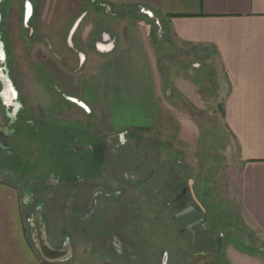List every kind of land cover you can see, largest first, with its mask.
I'll use <instances>...</instances> for the list:
<instances>
[{
    "label": "rangeland",
    "instance_id": "374dc122",
    "mask_svg": "<svg viewBox=\"0 0 264 264\" xmlns=\"http://www.w3.org/2000/svg\"><path fill=\"white\" fill-rule=\"evenodd\" d=\"M26 2L33 10L31 23L24 15ZM125 9L117 11L101 0H0V125L7 124V115H11L9 118L14 119L13 124H19L17 132L22 134L21 142L13 137L11 145L15 153L3 156L1 165L29 174L34 180L44 179L49 174L70 177L73 171L92 175L100 165L95 157L90 160L87 157L93 155L91 151H97L105 140L110 156L123 153L127 159L119 171L103 181L112 189L122 187L123 199L131 203L140 200V206L146 204L141 218V228L143 231L148 229L143 234L144 246L153 239L148 235L152 228L144 226L145 217L149 218L151 206L162 209L166 196H156L153 204L152 197L146 196L140 186L126 183L124 188L121 184L123 173L134 170L137 164L144 168V172L150 167L171 166L187 179L193 194L199 188L197 201L206 212L213 230L222 235L221 263L241 264L245 257L254 256L259 264H264V253L260 251L264 243L246 227L237 205V175L231 166L229 137L221 120L216 95L203 93L201 102L195 105L174 86L175 77L186 72L196 60L195 53L181 48L169 37L163 29L165 20L161 15L146 14L147 10L135 5ZM125 17H134L150 27L149 48L157 66L161 100L166 108L151 127L134 129L146 121L128 119L125 122L133 125L113 130L105 125L106 117L80 106V102L91 101L92 96L83 91L81 79L89 71L91 63L101 60L95 55L91 61V54L96 53L92 40L100 39L103 29L118 27V22ZM78 18L81 20L72 32ZM87 33L89 35L82 42L81 36ZM80 53L86 56L85 62H81ZM209 78L213 85L211 73ZM38 102L43 106L51 102L49 111L41 110ZM121 117L124 118V114ZM126 131L131 135L117 136ZM132 135L136 137L130 139L128 136ZM143 139L147 140L146 144ZM134 145L137 146L135 152L132 151ZM75 161L82 165L76 166ZM36 169L39 175L32 176ZM0 178L8 181L2 173ZM125 181H130L129 175ZM162 186L159 185L158 189ZM32 194L29 193V198L45 203L43 216L48 243L61 246L73 242V256L60 263H120V258L110 253L103 238H99V231L89 234L86 232L87 222L75 224L64 215L68 189L40 185ZM21 197L26 232L37 250L31 234L32 225L27 220L32 201H25L22 193ZM75 229L79 231L78 236L76 232V236L72 235ZM161 230L154 233L157 235L154 240L156 251L171 249ZM67 234L70 240L64 237ZM146 252L150 253V250Z\"/></svg>",
    "mask_w": 264,
    "mask_h": 264
},
{
    "label": "crops",
    "instance_id": "0c3cea01",
    "mask_svg": "<svg viewBox=\"0 0 264 264\" xmlns=\"http://www.w3.org/2000/svg\"><path fill=\"white\" fill-rule=\"evenodd\" d=\"M101 1L117 11L135 5L161 15L169 37L195 53L196 60L175 77L174 86L195 105L203 93L216 95L237 175V205L246 227L264 243V0ZM32 15L31 6L28 17ZM117 25L113 30L103 29L101 38L92 40L96 53L91 54V61L95 55L101 60L91 63L82 76L83 91L92 96L91 101L87 99L89 104L80 105L106 117L105 125L113 130L133 125L125 122L128 119L146 121L134 129L151 127L166 107L149 48L150 27L134 17H125ZM88 35L81 36L82 42ZM80 54L85 62L86 56ZM38 103L41 110L49 111L51 102ZM244 260L241 264H259L254 256ZM0 264H65L47 262L33 247L26 232L21 193L3 178Z\"/></svg>",
    "mask_w": 264,
    "mask_h": 264
},
{
    "label": "flooded vegetation",
    "instance_id": "af4514ba",
    "mask_svg": "<svg viewBox=\"0 0 264 264\" xmlns=\"http://www.w3.org/2000/svg\"><path fill=\"white\" fill-rule=\"evenodd\" d=\"M30 12L31 6L26 2L24 15L27 17V22L30 19L28 17ZM2 43L3 46H6L4 42ZM99 48L103 49L104 47L99 45ZM80 57L82 58L83 56L81 55ZM7 116V124L4 126H8L9 129L14 131L9 141V151L11 153H7V150H0V173L7 177L9 182L12 183V180H14L15 184H13L22 193L23 199L26 198L25 201H28V203L32 201L30 202L31 213L27 216V220L32 225V238L36 240L38 237V233L34 228V221L37 216L38 228L45 236H47V231L43 216L45 203L35 202L33 198H29V193L32 194L35 187L40 185L48 188H66L68 189V194L64 202V215L75 224L81 221L87 222L86 232L89 234H95L96 231H99V238H103L104 244L110 253L120 258L121 264H222V235L213 230L206 212L197 201L200 196L199 188L193 194L187 179L180 176L174 167L158 166L152 169L150 167L148 171L144 172V168H140L137 164L134 170L130 169L123 173L121 184L123 186L126 183L130 184L129 186H132V184L137 187L140 186V189L145 191L143 193L146 196L152 197L150 199L153 204L156 203L158 196H166V200L161 204L162 209L158 210L156 206H151L149 218L145 217L147 221L144 222V226L152 228L150 230L151 234L148 235L153 236V239L144 246L142 239L145 236L143 234L148 232V229L143 231L141 228V218L144 216L143 210L145 211V208L143 206L146 204L140 206V200L131 203L129 200L123 199L121 197L122 187L112 189L103 181L110 178L117 170L119 171V168H122L125 159H127L125 154L119 153L117 156H110L106 149L105 140H102L99 149L97 151L92 150L91 153L93 155L87 157L89 160L95 157L99 162L100 169L96 173L80 175L73 171L70 177L68 175L49 174L44 179L40 178L37 180L38 178H36L34 180L31 179L29 174L18 173L14 168H5L1 165L3 156L15 153V149L11 145L13 137L16 136L19 141L20 137H22V134L17 132L19 124L15 126L13 124L14 119L9 118L11 115ZM19 132H22L21 129H19ZM124 134L131 135L126 131L119 133L117 136L120 137ZM128 137L131 139L136 136ZM143 142L146 144L147 140L143 139ZM136 150L137 146L134 145L132 151L135 152ZM75 164L76 166L82 165L80 161H75ZM140 172L144 175L139 177L136 174ZM32 173V176H38L39 170L36 169ZM128 175L130 181L126 182L125 179ZM159 185L162 187L158 189ZM26 206L29 208V204H26ZM158 225L160 229H158ZM158 230H161L165 241L171 249L155 250L157 249L155 242L157 235L154 233ZM72 232L73 236L75 235L74 232L78 236L79 231L77 229ZM64 237H68L69 240L71 238L68 234L64 235ZM143 241L145 242L146 240L143 239ZM51 245L55 249H62L68 246L70 258L74 254L73 242H69V244L63 243L61 246H56L53 243ZM146 250H150V253H147ZM260 251L264 253V248H260ZM114 263L115 261H109L105 264Z\"/></svg>",
    "mask_w": 264,
    "mask_h": 264
},
{
    "label": "water",
    "instance_id": "95a60500",
    "mask_svg": "<svg viewBox=\"0 0 264 264\" xmlns=\"http://www.w3.org/2000/svg\"><path fill=\"white\" fill-rule=\"evenodd\" d=\"M30 4V3H29ZM31 6V5H30ZM146 14L151 15V12L146 11ZM27 18V17H26ZM82 18V17H81ZM81 18H78V20L75 22L74 26L72 27V32L76 29L77 25L79 24ZM14 130L9 129L8 126H1L0 125V150H7V153H11L9 150V141L11 134ZM14 183V180H12ZM15 184V183H14ZM35 230L38 233V237L36 238V248L41 254V256L50 263L55 262H62L70 257V250L67 246L66 248L62 249H55L52 247L47 239L46 236L41 230L38 228V216L35 219Z\"/></svg>",
    "mask_w": 264,
    "mask_h": 264
},
{
    "label": "trees",
    "instance_id": "16d2710c",
    "mask_svg": "<svg viewBox=\"0 0 264 264\" xmlns=\"http://www.w3.org/2000/svg\"><path fill=\"white\" fill-rule=\"evenodd\" d=\"M143 17H146V16H143ZM31 18H32V17H30V19H29V22H30V23H31ZM163 26H164V25H163ZM161 28H162V26H161ZM163 29H164V27H163Z\"/></svg>",
    "mask_w": 264,
    "mask_h": 264
},
{
    "label": "bare ground",
    "instance_id": "6f19581e",
    "mask_svg": "<svg viewBox=\"0 0 264 264\" xmlns=\"http://www.w3.org/2000/svg\"><path fill=\"white\" fill-rule=\"evenodd\" d=\"M29 11H30V8H29ZM29 16V15H28Z\"/></svg>",
    "mask_w": 264,
    "mask_h": 264
}]
</instances>
